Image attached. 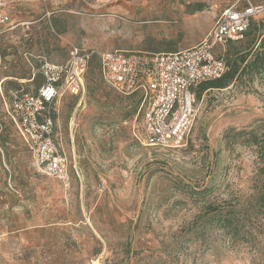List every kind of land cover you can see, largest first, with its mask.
I'll use <instances>...</instances> for the list:
<instances>
[{
  "label": "rangeland",
  "instance_id": "rangeland-1",
  "mask_svg": "<svg viewBox=\"0 0 264 264\" xmlns=\"http://www.w3.org/2000/svg\"><path fill=\"white\" fill-rule=\"evenodd\" d=\"M235 1L6 0L0 264H264V20L215 47L238 73L226 88L197 91L179 147L147 144L141 96L100 72L106 50L199 44ZM74 47L94 53L84 91L52 106L68 166L60 179L41 170L7 109L12 91L36 90L41 66L66 62Z\"/></svg>",
  "mask_w": 264,
  "mask_h": 264
},
{
  "label": "built area",
  "instance_id": "built-area-1",
  "mask_svg": "<svg viewBox=\"0 0 264 264\" xmlns=\"http://www.w3.org/2000/svg\"><path fill=\"white\" fill-rule=\"evenodd\" d=\"M8 2L0 0V27L11 22ZM264 20V4L236 0L225 7L208 36L199 44L173 52L149 53L123 49L100 54L103 79L125 95L139 94L143 138L155 146H182L195 118L197 90L201 83L219 78L228 70L219 44L240 41L254 23ZM94 52L74 47L60 64L46 62L40 72L44 82L36 89L24 87L10 94L7 109L14 125L46 174L63 179L68 175L66 158L56 139L53 104L64 94L79 95ZM90 264H99L93 258Z\"/></svg>",
  "mask_w": 264,
  "mask_h": 264
},
{
  "label": "trees",
  "instance_id": "trees-1",
  "mask_svg": "<svg viewBox=\"0 0 264 264\" xmlns=\"http://www.w3.org/2000/svg\"><path fill=\"white\" fill-rule=\"evenodd\" d=\"M243 61H245L243 59ZM239 66L236 62L232 66H229V70L221 77L205 81L201 83L198 87V93L201 95L204 91L214 89V88H226L229 86L236 78L238 73ZM262 170L264 171V166H262ZM257 202L264 208V194H261L259 198H257ZM228 223L231 222V218L226 219Z\"/></svg>",
  "mask_w": 264,
  "mask_h": 264
},
{
  "label": "crops",
  "instance_id": "crops-1",
  "mask_svg": "<svg viewBox=\"0 0 264 264\" xmlns=\"http://www.w3.org/2000/svg\"><path fill=\"white\" fill-rule=\"evenodd\" d=\"M4 1H6V0H4ZM11 17H12V14H11ZM178 51V50H177ZM173 52V51H172Z\"/></svg>",
  "mask_w": 264,
  "mask_h": 264
}]
</instances>
